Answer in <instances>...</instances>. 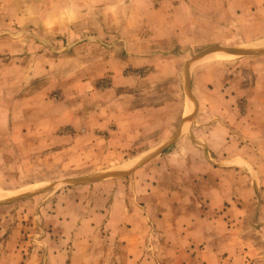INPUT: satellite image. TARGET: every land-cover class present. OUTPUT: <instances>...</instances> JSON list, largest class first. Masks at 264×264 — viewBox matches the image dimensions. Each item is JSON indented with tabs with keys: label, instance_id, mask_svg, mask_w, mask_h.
Returning a JSON list of instances; mask_svg holds the SVG:
<instances>
[{
	"label": "rangeland",
	"instance_id": "374dc122",
	"mask_svg": "<svg viewBox=\"0 0 264 264\" xmlns=\"http://www.w3.org/2000/svg\"><path fill=\"white\" fill-rule=\"evenodd\" d=\"M262 3L0 0V250L16 228L9 242H18L22 264H30L33 243L55 241L43 221L57 205L85 198L102 182L121 186V198L125 185L112 181L138 167L157 178L168 160L178 173V161L190 156L188 170L201 176L209 169L214 188L232 197L212 213L214 226L194 236L140 227L128 248L104 231L94 237L101 264H127L128 255L138 264H193L196 256L205 264H264V146L213 153L215 169L190 151L214 134L222 139L226 125L212 120V110L227 119L224 98L236 99L241 113L249 111L245 101L264 100V87L253 89L258 72L264 81V68H254L264 65V20L247 16ZM252 123L264 135V119ZM224 154L234 157L230 166Z\"/></svg>",
	"mask_w": 264,
	"mask_h": 264
},
{
	"label": "crops",
	"instance_id": "0c3cea01",
	"mask_svg": "<svg viewBox=\"0 0 264 264\" xmlns=\"http://www.w3.org/2000/svg\"><path fill=\"white\" fill-rule=\"evenodd\" d=\"M247 7L248 5H245L243 10ZM253 7H255V11L252 14H245L248 17L255 16V23H262L264 15L261 12H264V4L262 3L261 6H250L251 9ZM258 10L259 13L257 12ZM257 18L260 20H257ZM259 66L264 68L261 63H255L254 68ZM258 74H262V72L256 74L254 90L264 87V81L262 79L259 80ZM235 100L233 98H224L229 113L223 112V116H228L227 119L217 117L215 115L216 110H212V120L217 118L222 121V124L226 125L222 139H219L218 135L214 134L212 135L213 139L206 141V146L191 145L193 149H190V151L198 152L205 159L206 168H214L216 164H219L213 159V153H226L234 150L243 151L244 149L257 151L259 147L262 148L264 146V135L260 133L259 126L256 123H252L255 117L256 120L264 119V112L258 109L260 106H264V100L245 101V106L249 109L247 113H241L239 108L237 111ZM251 108L253 109L251 110ZM190 111L191 109L186 108L187 114ZM226 120L227 122L230 121V123H226ZM208 128V130L212 129L210 131L215 132L212 126ZM240 130L243 131L241 132ZM227 156L225 157L224 154L225 161H227L224 165L230 166L234 159H231L232 155L227 154ZM169 162V160L168 162H161L162 173L157 178L152 175L142 176V168L138 167L131 172L127 179L112 181L114 186L125 185L122 187L123 196L121 198H116L121 186L117 191H114L113 188H108L109 183L102 182L100 185L95 184L92 189L88 187L89 193L85 198H75V201L66 202L61 204L60 207L57 205V208L53 209L54 212L45 217L43 221L44 226L51 231L48 236L50 238L51 235L54 236L55 241L50 240L47 245L45 244L46 239L45 241L33 243L34 248L30 253V260L27 259L28 263L31 264L34 261L35 264H39L40 260L37 261L35 259L39 258V250H41L43 255H41L42 261L40 263L44 262V264H51L52 261L57 264H67L71 261L73 264L77 260L80 261L81 258L82 263L85 257L90 258L92 256L99 257L96 264H101L103 259L100 256H103V253L101 252L100 256H98V251L96 250L100 241H94V237L102 236L104 231L106 235H111L110 238H114L116 246L123 245L126 248L135 244L137 240L135 236L137 232L141 231L140 227L172 226L176 227L175 231L180 230L182 232L186 230L192 236L199 232L207 233L208 227L214 226L212 223L214 218H211L212 213H216L221 206L232 200V197H228L214 188L211 184L213 181H210L211 173L209 169H207V177L206 175L200 176V171L188 170L187 166L192 163L190 156L178 161V173L172 170L174 168L169 166ZM196 163L198 162L196 161ZM198 179H204V181H198ZM209 183L212 185L210 189L208 187ZM94 195L100 197L99 201L93 202ZM114 203L116 206H114ZM73 204L80 208L78 212L72 210ZM237 209L232 208L233 212L237 211ZM238 211V214L243 215L246 207L238 209ZM227 212L229 210L225 211V213ZM220 216H224V214ZM37 218H41L39 212L37 213L36 221ZM231 219H234V217ZM4 228V224L1 225L0 223V232ZM120 231L128 235L124 237L120 234ZM16 233L15 228L8 234L10 238H6L7 244L2 246L3 248L0 250V264H22L23 259L17 253H20L17 249L18 242L14 244L9 242L12 240L11 236ZM49 244L50 247H48ZM10 254L14 255L15 258L8 257ZM118 254L119 256L117 255L116 258L120 262V257L124 254L121 252H118ZM136 260L138 258L134 255H128L126 263L138 264ZM143 262L149 263V260ZM25 264H27L26 261ZM114 264L116 263L114 262ZM193 264L205 263L204 261H199L198 256H196Z\"/></svg>",
	"mask_w": 264,
	"mask_h": 264
},
{
	"label": "water",
	"instance_id": "95a60500",
	"mask_svg": "<svg viewBox=\"0 0 264 264\" xmlns=\"http://www.w3.org/2000/svg\"><path fill=\"white\" fill-rule=\"evenodd\" d=\"M229 51L234 52V53H239V54H245V52L240 49H229ZM258 53H264V49L260 50Z\"/></svg>",
	"mask_w": 264,
	"mask_h": 264
},
{
	"label": "bare ground",
	"instance_id": "6f19581e",
	"mask_svg": "<svg viewBox=\"0 0 264 264\" xmlns=\"http://www.w3.org/2000/svg\"><path fill=\"white\" fill-rule=\"evenodd\" d=\"M262 43V42H261ZM262 44H264V43H262ZM1 192V191H0ZM8 193H10V192H8ZM1 194V193H0ZM5 194V193H4ZM6 195H9V194H6Z\"/></svg>",
	"mask_w": 264,
	"mask_h": 264
}]
</instances>
